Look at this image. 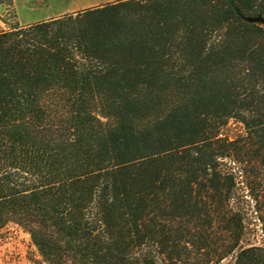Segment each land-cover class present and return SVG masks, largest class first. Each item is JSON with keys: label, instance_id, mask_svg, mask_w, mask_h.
<instances>
[{"label": "trees", "instance_id": "1", "mask_svg": "<svg viewBox=\"0 0 264 264\" xmlns=\"http://www.w3.org/2000/svg\"><path fill=\"white\" fill-rule=\"evenodd\" d=\"M231 118L245 136L221 137ZM249 164L264 169V0H114L0 28V229L29 234L33 264L237 248L233 264H264L230 207Z\"/></svg>", "mask_w": 264, "mask_h": 264}, {"label": "rangeland", "instance_id": "2", "mask_svg": "<svg viewBox=\"0 0 264 264\" xmlns=\"http://www.w3.org/2000/svg\"><path fill=\"white\" fill-rule=\"evenodd\" d=\"M111 1L114 0H0V28H6L15 22L27 24L49 19ZM220 132L221 137H228L231 140L246 135L242 123L234 118H231ZM254 165L258 167L257 164ZM237 167L239 169L235 171L237 183L230 207L232 213H239L244 222L239 247H264V226L259 219L261 215L264 216V198L261 197L264 187L258 185V182L264 184V169L261 167L263 171L257 175L250 164L245 166L244 171L243 165ZM223 224L215 223L212 228L215 233L213 243L218 242L214 246H221L220 248L228 244L226 241L229 237V233L222 231ZM237 252L238 248L218 261L212 257V262L208 264H233ZM33 258H37V251L26 231L13 223L0 229V264H33Z\"/></svg>", "mask_w": 264, "mask_h": 264}, {"label": "water", "instance_id": "3", "mask_svg": "<svg viewBox=\"0 0 264 264\" xmlns=\"http://www.w3.org/2000/svg\"><path fill=\"white\" fill-rule=\"evenodd\" d=\"M251 20H252V21H261L262 19H261V18H258V17H256V18H252Z\"/></svg>", "mask_w": 264, "mask_h": 264}]
</instances>
